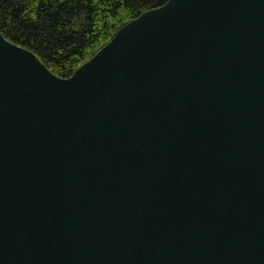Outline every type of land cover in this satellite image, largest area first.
Returning a JSON list of instances; mask_svg holds the SVG:
<instances>
[{
	"label": "water",
	"instance_id": "obj_1",
	"mask_svg": "<svg viewBox=\"0 0 264 264\" xmlns=\"http://www.w3.org/2000/svg\"><path fill=\"white\" fill-rule=\"evenodd\" d=\"M0 264H264V0H168L66 78L0 30Z\"/></svg>",
	"mask_w": 264,
	"mask_h": 264
},
{
	"label": "trees",
	"instance_id": "obj_2",
	"mask_svg": "<svg viewBox=\"0 0 264 264\" xmlns=\"http://www.w3.org/2000/svg\"><path fill=\"white\" fill-rule=\"evenodd\" d=\"M168 0H0V30L70 77L142 12Z\"/></svg>",
	"mask_w": 264,
	"mask_h": 264
}]
</instances>
